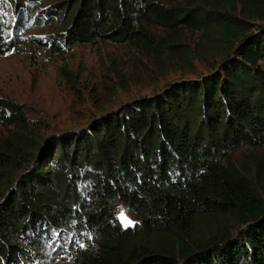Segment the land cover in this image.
I'll use <instances>...</instances> for the list:
<instances>
[{
	"label": "trees",
	"instance_id": "1",
	"mask_svg": "<svg viewBox=\"0 0 264 264\" xmlns=\"http://www.w3.org/2000/svg\"><path fill=\"white\" fill-rule=\"evenodd\" d=\"M179 28L222 52L217 68L86 128L36 141L25 106L0 97V169L16 178L0 192V264H264V191L230 162L264 148V0H0V56L147 50L164 39L154 29ZM209 214L242 229L191 240Z\"/></svg>",
	"mask_w": 264,
	"mask_h": 264
},
{
	"label": "rangeland",
	"instance_id": "2",
	"mask_svg": "<svg viewBox=\"0 0 264 264\" xmlns=\"http://www.w3.org/2000/svg\"><path fill=\"white\" fill-rule=\"evenodd\" d=\"M154 31L164 39L157 37L147 50L106 42L75 45L63 55L44 50L32 55V49L22 55H2L0 97L25 106L30 136L44 142L86 128L95 118L130 101L154 96L170 84L198 80L214 71L223 58L221 51L203 49L200 33L187 28ZM6 137L7 132L0 129V140ZM230 162L264 191V148L233 152ZM255 169L261 172L258 180ZM13 179V174L0 169V192ZM115 211L123 228L136 225L127 206L116 203ZM240 227L232 216L209 214L194 223L191 240L222 228L234 236ZM56 264H71V259L60 257Z\"/></svg>",
	"mask_w": 264,
	"mask_h": 264
},
{
	"label": "snow or ice",
	"instance_id": "3",
	"mask_svg": "<svg viewBox=\"0 0 264 264\" xmlns=\"http://www.w3.org/2000/svg\"><path fill=\"white\" fill-rule=\"evenodd\" d=\"M121 216L123 217V213H121Z\"/></svg>",
	"mask_w": 264,
	"mask_h": 264
}]
</instances>
